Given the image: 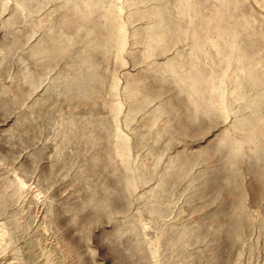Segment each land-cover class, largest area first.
<instances>
[{
	"label": "rangeland",
	"instance_id": "obj_1",
	"mask_svg": "<svg viewBox=\"0 0 264 264\" xmlns=\"http://www.w3.org/2000/svg\"><path fill=\"white\" fill-rule=\"evenodd\" d=\"M0 264H264V0H0Z\"/></svg>",
	"mask_w": 264,
	"mask_h": 264
}]
</instances>
